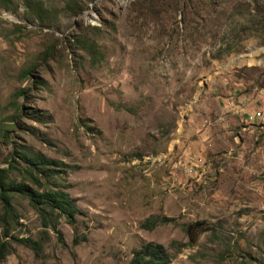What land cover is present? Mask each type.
<instances>
[{"label": "rangeland", "instance_id": "obj_1", "mask_svg": "<svg viewBox=\"0 0 264 264\" xmlns=\"http://www.w3.org/2000/svg\"><path fill=\"white\" fill-rule=\"evenodd\" d=\"M233 103L264 112V0H0V167L55 160L79 209L15 197L9 235L48 238L2 264H264V121Z\"/></svg>", "mask_w": 264, "mask_h": 264}, {"label": "trees", "instance_id": "obj_2", "mask_svg": "<svg viewBox=\"0 0 264 264\" xmlns=\"http://www.w3.org/2000/svg\"><path fill=\"white\" fill-rule=\"evenodd\" d=\"M5 2L7 0H1ZM32 5V4H31ZM79 11H75L78 13ZM80 38L77 41L80 42ZM24 90L15 92L16 96L22 95ZM13 161L23 164L18 170V176L11 177V172L17 170V165L9 162L8 167H0V202L3 213L0 215V264L5 257L11 253V239L17 243L31 248L36 255L42 249V240L48 238V233L43 231L40 239L31 237H14L9 235V225L18 218V214L13 205L15 197H21L28 201L29 205L38 213L43 227H52L57 224L58 217L66 215L67 219L73 223L79 209L75 199L67 193L49 188V184L55 175L60 173L54 166L55 160L46 157L41 153H30L28 151H18ZM201 222H193L187 225V233L195 239L197 233L203 228L198 226ZM77 243V238H73ZM129 264H174L168 254L160 244L148 242L143 244L134 252Z\"/></svg>", "mask_w": 264, "mask_h": 264}, {"label": "built area", "instance_id": "obj_3", "mask_svg": "<svg viewBox=\"0 0 264 264\" xmlns=\"http://www.w3.org/2000/svg\"><path fill=\"white\" fill-rule=\"evenodd\" d=\"M247 116H254V120L264 121V112L261 109H254L250 113L245 115V117Z\"/></svg>", "mask_w": 264, "mask_h": 264}, {"label": "crops", "instance_id": "obj_4", "mask_svg": "<svg viewBox=\"0 0 264 264\" xmlns=\"http://www.w3.org/2000/svg\"><path fill=\"white\" fill-rule=\"evenodd\" d=\"M233 107H234V111H240L241 112V109H242V116H243V119H246V117H245V115L246 114H248V113H250L252 110H246L245 108H240L239 109V107L237 106V104H234L233 103ZM260 107L261 106H258V108H256V109H260ZM237 109H239V110H237ZM249 118H251L252 116H248ZM254 117V116H253ZM254 119V118H253ZM247 120V119H246ZM251 121H253L252 119H251Z\"/></svg>", "mask_w": 264, "mask_h": 264}]
</instances>
